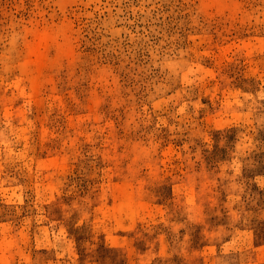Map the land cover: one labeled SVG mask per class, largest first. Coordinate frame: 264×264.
Returning <instances> with one entry per match:
<instances>
[{"label":"rangeland","instance_id":"374dc122","mask_svg":"<svg viewBox=\"0 0 264 264\" xmlns=\"http://www.w3.org/2000/svg\"><path fill=\"white\" fill-rule=\"evenodd\" d=\"M0 264H264V0H0Z\"/></svg>","mask_w":264,"mask_h":264}]
</instances>
